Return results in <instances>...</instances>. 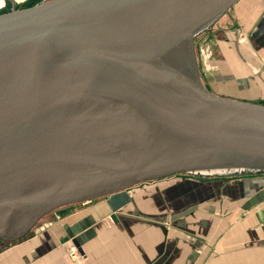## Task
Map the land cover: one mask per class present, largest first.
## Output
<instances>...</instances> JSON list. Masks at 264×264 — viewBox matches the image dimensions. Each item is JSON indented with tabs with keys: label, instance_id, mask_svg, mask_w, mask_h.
Returning <instances> with one entry per match:
<instances>
[{
	"label": "water",
	"instance_id": "obj_1",
	"mask_svg": "<svg viewBox=\"0 0 264 264\" xmlns=\"http://www.w3.org/2000/svg\"><path fill=\"white\" fill-rule=\"evenodd\" d=\"M238 0H42L0 13V242L176 174H264V101L222 96L195 39ZM255 78L264 88L262 72Z\"/></svg>",
	"mask_w": 264,
	"mask_h": 264
},
{
	"label": "crops",
	"instance_id": "obj_2",
	"mask_svg": "<svg viewBox=\"0 0 264 264\" xmlns=\"http://www.w3.org/2000/svg\"><path fill=\"white\" fill-rule=\"evenodd\" d=\"M26 1L0 0V11ZM257 1L259 5L245 14L239 12V2L234 14L238 19L242 16V24L236 25L237 43L261 67L252 73L236 54L229 38L226 52L235 53L233 63L217 58L205 47L197 62L203 82L210 90L255 103L264 101L263 86L254 82L257 74L264 75V0H254L253 4ZM242 3L246 7L250 4L248 0ZM216 41L218 44L220 37ZM249 42L251 45L256 42L255 47H250ZM219 76L227 80V86H240V90L219 87L216 80ZM248 175L262 176L255 178V184L249 181L239 184L237 176L228 180H197L194 175H188L194 188L223 186L226 181L227 200L201 198L184 206L180 201L170 202L167 207L173 210L169 213L166 209L155 212L151 199L137 198L139 184L79 210L65 212L72 205L65 206L45 216L36 230L17 243H0V264H264V174ZM175 178L178 177L164 180ZM162 183L152 182L155 188ZM225 202L231 203L230 208H237L236 215L220 216L222 209L226 212ZM205 203H211L209 212L213 214L202 219L207 231L202 230L203 222L196 227L194 220L185 217L202 209ZM68 245L76 246L78 259L69 257Z\"/></svg>",
	"mask_w": 264,
	"mask_h": 264
},
{
	"label": "rangeland",
	"instance_id": "obj_3",
	"mask_svg": "<svg viewBox=\"0 0 264 264\" xmlns=\"http://www.w3.org/2000/svg\"><path fill=\"white\" fill-rule=\"evenodd\" d=\"M40 1H42V0H27L26 2H16L15 5H17V6H15L14 8L27 7V6L33 5L35 3H38ZM248 1L250 2V4H253V2H254V0H248ZM242 2H243V0H238V2L228 11L230 18L232 19L233 23L235 24V27L237 25V22L239 24H242L241 23L242 16L238 19L236 17V14H234L236 12V8L238 6L237 5L238 3H239V9H240L239 12H243V14L247 13L248 10L252 9L253 7H257L260 3V1L259 2L257 1V3L255 5L253 4L250 6V4H249L246 7ZM8 10L9 9L7 8L4 11H8ZM4 11H0V13H2ZM230 14H232V15H230ZM209 32H211V33H209ZM219 37H220V42H218V44H217L216 40ZM227 38H228V36L226 34V31H225L223 18L220 17L212 25V27H210L207 31L201 33L200 35H198L196 37L195 42H194L195 43L194 46H195V54H196L197 62H198V59H200V57L202 55L201 53L205 47L210 52L212 51L213 55L215 54V56H218L217 58L224 59L228 63H233L234 62L233 59H235L236 55L234 52H232V53L226 52L227 46H228L227 42H226ZM240 42H241V40H240ZM254 43H256V42H253V44L251 45V42H249L248 45L250 47H255ZM209 55H211V54H209ZM257 57H258V59H262L260 55H257ZM226 67H230V66L228 64H226ZM201 78L203 81V76H201ZM216 80L219 84V87H223V88H225V90H228V91L229 90H240V88H241L240 86L239 87L234 86L235 88H232V86H227L226 85L227 80L224 79L223 77H220V76L216 77ZM254 82H257L258 85H260L259 81L256 78H255ZM226 97L234 98L232 96H226ZM188 175L189 174L173 175L171 177H178V178L171 179V181H168V180L166 181L164 179H161V181H164V183H162L160 186H158L156 188L154 187V184H152V182H154V181H144L138 185L141 189H140L139 194L136 197L139 199H151L153 201V204H154L155 212H160L159 209H161V210L166 209V212H168V213L170 212V210H173V208L170 209L167 207L168 203H170V202L174 203V202L180 201L181 205L184 206V204H186L187 202H189L191 200L201 199V198H203L204 200L207 198H212V199H218V198L223 199V198H225V200H227V197L225 196V194L227 193L226 190L228 187L224 186L226 181L223 182V186L221 184H219V185H214L212 187H198V188L195 187L194 188L190 185L191 182H189L190 181L189 177H186ZM189 176H191V175H189ZM260 176H262V175H251V176H249V175H237V177H238L237 181L239 182V184L240 183L246 184V183H248V181L255 184L256 183L255 178H259ZM146 184H148V185L145 186ZM222 187H223V190H221ZM199 190H202V191L200 192ZM229 192H231V191L229 190ZM104 198H106V197H103V198L98 199V200L86 202V203L73 204L72 206L65 208V210H66L65 212H67L68 210H79V209L83 208L86 204H89V203L92 204V203L98 202L99 200H102ZM210 204L211 203H205L204 205H202V209H200V210L198 209L191 214L187 213L185 217H190L192 220H194V222H196V225L194 223V226H196V227H198V223L200 224L201 222H203L204 226H203L202 230L207 231V228H206L207 224L204 223V221L202 219L206 220L205 219L206 217H211V215H213L209 212ZM230 204L231 203L228 204L225 202V206L228 205L226 212H225V208L222 209L221 212L219 211L221 213L220 216H227L228 214H235V215L237 214V210H236L237 208L236 207L230 208L229 207ZM168 206H170V205H168ZM214 207H215V204H214ZM56 211H54V212H56ZM230 211H232V212H230ZM45 218H47V217H45ZM42 220H44V219H42ZM40 225H41V223L36 225L32 230H36V228L39 227Z\"/></svg>",
	"mask_w": 264,
	"mask_h": 264
},
{
	"label": "built area",
	"instance_id": "obj_4",
	"mask_svg": "<svg viewBox=\"0 0 264 264\" xmlns=\"http://www.w3.org/2000/svg\"><path fill=\"white\" fill-rule=\"evenodd\" d=\"M68 255L71 259L76 260L78 259V251L76 250V246L68 245Z\"/></svg>",
	"mask_w": 264,
	"mask_h": 264
}]
</instances>
